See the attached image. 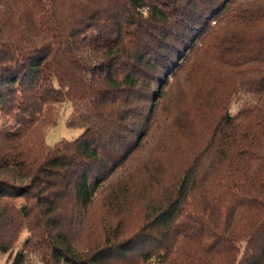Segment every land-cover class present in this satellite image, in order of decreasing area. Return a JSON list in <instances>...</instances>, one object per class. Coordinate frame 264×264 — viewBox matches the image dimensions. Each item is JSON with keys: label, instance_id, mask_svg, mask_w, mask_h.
<instances>
[{"label": "trees", "instance_id": "obj_1", "mask_svg": "<svg viewBox=\"0 0 264 264\" xmlns=\"http://www.w3.org/2000/svg\"><path fill=\"white\" fill-rule=\"evenodd\" d=\"M65 101L83 132L50 147ZM13 249L11 264H264V0H0Z\"/></svg>", "mask_w": 264, "mask_h": 264}, {"label": "rangeland", "instance_id": "obj_2", "mask_svg": "<svg viewBox=\"0 0 264 264\" xmlns=\"http://www.w3.org/2000/svg\"><path fill=\"white\" fill-rule=\"evenodd\" d=\"M236 103L231 105L232 111L236 110ZM72 104L70 101H65L63 104H55L52 107V112L55 114H59L57 118V122L54 125H51L46 130L45 141L50 147H54L59 141L66 139V140H73L79 137L82 132L83 128L78 126H69L68 125V117L72 112ZM118 218L124 219L127 218V214H121L119 217L115 218V222ZM28 235L27 230H23L19 235V244L16 250L22 247L24 238ZM15 253V250L9 251V253H3L0 251V264H11L12 256L11 254ZM33 255L27 257L28 264H42L41 262L37 261L33 258Z\"/></svg>", "mask_w": 264, "mask_h": 264}]
</instances>
